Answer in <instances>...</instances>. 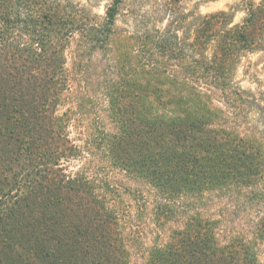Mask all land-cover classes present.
<instances>
[{
	"label": "trees",
	"instance_id": "16d2710c",
	"mask_svg": "<svg viewBox=\"0 0 264 264\" xmlns=\"http://www.w3.org/2000/svg\"><path fill=\"white\" fill-rule=\"evenodd\" d=\"M122 1L99 23L73 0H0V264H131V202L149 207L158 232L147 264H264V131L241 120L264 107L233 80L237 61L264 48V4L236 25L226 11L197 17L186 43L181 27L119 35ZM71 43L78 58L114 47L103 91L116 130L93 144L138 183L123 192L82 164L90 155L57 113ZM231 195L256 215L223 241L205 210ZM171 222L181 225L167 233Z\"/></svg>",
	"mask_w": 264,
	"mask_h": 264
},
{
	"label": "rangeland",
	"instance_id": "374dc122",
	"mask_svg": "<svg viewBox=\"0 0 264 264\" xmlns=\"http://www.w3.org/2000/svg\"><path fill=\"white\" fill-rule=\"evenodd\" d=\"M73 1L89 10L96 21L101 23L114 0ZM177 1L171 7V0H123L117 16L116 30L123 36L147 32L158 34V31L169 30L168 35L171 36V28L176 30L177 27H181L178 35L185 38L186 43H190L197 17L226 11L233 14L236 25L241 24L245 19L248 5L262 6L264 4V0ZM118 45L135 51L134 42L121 39ZM75 49L76 45L71 43L65 53L63 52L71 89L63 92L57 113L60 114L63 111L68 113L72 119L69 124V138L73 144L87 151L85 155H90L88 161L83 160L82 164L85 163L84 165L90 171L97 174L102 171L99 178L107 181L111 186L120 187V192H123L122 187H135L138 183L128 179L122 171L108 168L110 166L103 147L100 143L93 144V141L101 137L102 131L116 130L108 118L107 102L103 91L111 79H116L114 47L109 48L107 52L96 50L91 54L78 53L79 58ZM233 80L241 90L253 93L255 103L264 107V48L246 53L237 61ZM215 103L223 107V104L216 101ZM250 109L248 111L245 108L244 114L247 113V117L241 120L251 122L248 124L249 127L257 123L259 131H264V112L255 106H250ZM80 164L75 166L79 167ZM104 168L106 170H103ZM102 189L105 190L106 186ZM138 209V206L131 202L129 213L123 212L127 238L125 245L130 253L131 264H147L149 249L153 246L158 232L151 221L149 207L140 212ZM205 214L209 218L220 221L219 235L224 241L231 235L243 233L249 229L256 212L251 213L241 198L231 195L209 200ZM179 225L181 224L171 222L165 231L168 233L170 227L172 229ZM262 249L264 250V245Z\"/></svg>",
	"mask_w": 264,
	"mask_h": 264
}]
</instances>
